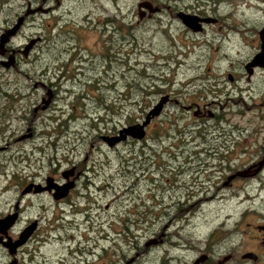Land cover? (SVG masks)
I'll list each match as a JSON object with an SVG mask.
<instances>
[{"label": "rangeland", "instance_id": "rangeland-1", "mask_svg": "<svg viewBox=\"0 0 264 264\" xmlns=\"http://www.w3.org/2000/svg\"><path fill=\"white\" fill-rule=\"evenodd\" d=\"M207 1L198 3L208 4ZM135 3L64 0L52 15L35 19L39 26H30L31 20L14 38L16 44H21L28 34H45L30 55L31 63L22 61V72L0 67V217L13 208L22 189L33 179L43 180L51 174L62 180L61 172L75 167L82 175L78 189L68 201H57L50 194L23 198L21 220L14 231L18 233L34 218H39L40 224L16 254L18 264H58L60 256L65 257L67 264H83L85 258L87 264H124L132 257L135 258L131 264H188L195 255L189 245L197 248L214 230L228 233L237 227L243 232L247 229L245 223L254 221L255 215L264 216V168L257 176L236 177L225 184L230 174L252 163L247 159L250 151L264 141V118L260 119L264 110H247L250 102L237 107L232 99H222L216 107L225 121L245 129L241 135L245 152H233L229 159L154 162L149 157V144L141 149L139 142L128 139L109 147L103 141L102 136L115 135L123 126L135 124L139 75L157 74L155 84H161L162 78L173 77L175 82L183 83L196 74L221 75L231 70L229 62L233 59L244 58L233 47L247 45L248 51L253 46L249 40L255 37L254 31L193 35L176 30L170 34L176 46L181 51L194 52L187 57V65L172 60L166 65L162 64L163 59L156 62V57L165 53L160 49L166 45L164 34L152 28L120 31L121 25L136 21ZM218 5L219 10L234 11L235 16L261 19L256 20V25L264 20V0H221ZM108 18L110 23L106 22ZM4 20L0 16V27ZM223 35L230 40L221 47ZM191 40L200 46H192ZM204 40L207 47L213 46L201 48ZM105 53L109 59H102ZM88 57H92L90 64L84 62ZM63 72L66 76H61ZM25 75L34 80L44 77L49 86H55V96L45 110L34 112L43 105L46 89L33 87V81ZM95 78L99 79L98 89L89 86ZM240 84L247 87L245 75ZM161 87L166 89L167 85ZM230 98L236 99L237 94ZM258 99L262 98L258 96L256 102ZM102 105H110L112 110ZM239 108L245 111L238 113ZM181 115L187 120L193 118L191 113L182 111ZM176 166L187 168L188 182L192 176H199L196 189L190 184L189 189L196 194L188 204L201 200L179 212L184 218L197 212L187 225L175 219L170 222L176 209L170 214L162 203L165 194L150 180L155 175L152 170L159 173ZM84 181L92 183L89 190L82 185ZM90 208L91 220L84 217ZM163 228L164 241L146 247L145 242ZM76 247L81 252L72 253ZM7 252L0 247V264L12 259L13 255Z\"/></svg>", "mask_w": 264, "mask_h": 264}, {"label": "flooded vegetation", "instance_id": "flooded-vegetation-1", "mask_svg": "<svg viewBox=\"0 0 264 264\" xmlns=\"http://www.w3.org/2000/svg\"><path fill=\"white\" fill-rule=\"evenodd\" d=\"M63 2L64 0H0V16L6 19L4 20V25L0 27V34L13 27L15 23L21 19L18 30L9 38L4 48L0 51V67L3 70L22 72L19 68L20 63L22 61L31 63L30 55L33 50H35L37 44L41 42L43 38L45 39V34L35 37L28 34L25 37L27 38L25 40L26 42L21 44H16L14 38L19 35L24 26L30 24L31 20L33 23L30 26L37 24L39 26V22L37 23L35 19L43 18L47 14L52 15L54 10L62 7ZM135 2L134 16L136 17V21L134 24L130 21L129 25H121L120 31L126 30V28L130 30H132V28L135 30L136 28H152L154 32L164 34L166 45L163 44L160 49L165 53L160 57H156V62L157 60H164L162 64L168 65V62L172 60L175 61V64L187 65L185 62L187 61V57H189L191 53H194L193 51H181L180 48L176 46L170 35L175 33L176 30L182 33H191L193 35H207L208 31L222 32L223 30H226L227 33L233 32L235 34H242L244 32L251 33L254 31L255 37L249 40V43L253 46H249L248 51H246L245 47L247 45L233 47L234 51L238 52V56L244 58L241 61L233 59L235 60L234 62H229L231 70L221 75L196 74L192 78L184 79L183 83L175 82L173 77L162 78L161 84H155L158 78L157 74L145 73L139 75V85L136 86L138 89L137 95L139 97L135 101L137 109L135 123L141 124L145 120L147 113L161 98H165V101L159 114L151 117L150 121L144 127L145 135L142 138L133 139L128 137L123 141L128 139L135 140L139 142L141 149L145 144H149L151 151L149 157L154 162L160 160L187 161L190 159L199 162L202 160H220L233 157V152H245L246 146L241 142V135L245 129L241 125H234L233 123L225 121L216 107L220 106L222 99H224V102L232 99L231 101L234 106L239 107L241 106L240 103L248 104V102H250L251 105H248L247 110H264V61L256 63L255 65L249 64L261 50L259 33L264 28V20L258 22L256 25V20L261 19H257L255 16H242L243 14L235 16L234 11L225 12L219 10L218 4L221 0H208V4L204 2L202 4L198 3V0H135ZM131 13L133 12L131 11ZM239 20L241 23H239ZM106 22L110 23V19L108 18ZM106 22H104V24ZM98 25L99 23H97V26ZM92 27L93 31L91 30L90 33L94 34L96 25ZM224 38L225 35L220 39L221 47L224 46L225 41L228 42V40H230L229 36H227L226 40ZM32 41L31 47L24 54L23 51L25 50V46ZM242 42L246 43L243 40ZM190 43L192 46H200V44L194 42V40H191ZM202 45L201 48L213 46L210 45L207 47L206 40L202 42ZM182 46L184 45L182 44ZM217 47H219V45H217ZM240 48L243 49V52H240ZM216 50H218V48H216ZM199 54L202 55L204 53L200 52ZM10 55H13L14 64L6 67L3 62L9 61ZM225 56L227 57L228 55L225 54ZM101 57L102 59H109L110 56L108 53H105L102 54ZM91 59L92 57H88L84 59V62L90 64L92 61ZM237 66L241 68V71ZM234 67L237 68L234 69ZM88 68L92 69V66L86 67V69ZM104 74L105 72L103 75ZM244 75L248 83L247 87H243L240 84ZM25 76L28 80L33 81V87H41L45 88L46 91L48 89L53 91L51 101L48 104L49 106L55 96V89L53 88L55 86H53L52 83H50L49 86L45 82L44 77H42V80H34L32 76ZM61 76L66 75L63 72ZM162 84L167 85V88L162 89ZM89 86L92 89H98L99 79L95 78L94 83ZM243 92L245 93L243 94ZM235 93L237 94V98H230V96ZM258 96L263 100L258 99L259 102H256ZM255 97L256 100L253 99ZM181 98H184V100L180 101ZM182 111L186 114L191 113L193 118L187 120L181 115ZM243 111L245 110L241 108L237 110L238 113ZM37 112L38 110L35 113ZM263 118L264 116L261 115L260 119ZM252 133L253 132H251V134ZM256 133L257 132H255V134ZM256 146L257 148L251 150V154L247 157V159L252 161V163L248 165L251 171L255 169L254 165L264 157V141L259 145L257 143ZM200 168L201 166L199 165L198 171ZM263 168L264 165L258 173L249 177L257 176L261 173ZM66 170H72V172L67 174V177L63 175V172ZM186 171L187 168L176 166L172 168V170H159L160 176L157 171L152 170V173L155 175H152L150 180L156 185L157 189L162 191V194H165L162 203L170 210V214L173 209H176L171 214L170 222L175 219L187 225L190 224L191 217L197 216V212H193L191 216L187 218L180 216L179 212L189 210L201 199L188 204L196 194L194 190L189 189V187H191L190 184L196 189L197 184L195 183L198 182L199 176H192L189 179L190 183L186 180ZM48 177L52 178L51 183L54 185H63L67 182H71L73 185L69 188L68 192L62 196H59V194L55 195L54 193L56 192L53 188L51 190L42 189L38 192L31 190L25 194L20 193L21 196H18L13 208L5 213V215L17 213L16 221L7 230V235L12 239H16L25 226L36 221V228L26 241L28 242L39 228V218H34L32 221L27 222L18 233L14 231L17 222L21 220L20 216L23 212L21 202L24 197L50 194L53 199L57 201H68L72 193L78 189L82 175L81 171L76 170L75 167L63 170L60 177L62 180H58L53 175L49 174L43 180L33 179V181L29 183H36L45 187ZM83 183H85V185H82L88 187L89 190V185L91 186L92 183H90V181H84ZM96 216L94 217L96 218ZM255 216V219L258 218V220L254 219L252 222H246L245 225L247 229L243 230V232L239 231L237 227L231 229L228 233H220V231L214 230L199 246L197 245V248L194 245H189V249H193L195 255L188 264H264V216ZM84 217L87 219L90 218V220L93 218L91 208L90 212L86 214V216L84 215ZM153 223L154 219H152V224ZM165 233L166 229L164 230L163 228L160 234H156L154 238L145 242L144 245L146 247L151 244L158 246L164 241L162 236H164ZM3 238H5V236H3ZM196 242H199V239H197ZM0 247L7 251L1 242ZM20 247L21 246L17 248L16 253L11 256L12 259L7 264H18L16 254L21 249ZM74 251L81 252L77 247L71 250L72 253ZM63 258L61 256L58 258V264H67L66 260ZM134 258L135 257H132L128 264H131ZM127 261H125L124 264ZM83 262V264H87V259L85 258Z\"/></svg>", "mask_w": 264, "mask_h": 264}, {"label": "water", "instance_id": "water-1", "mask_svg": "<svg viewBox=\"0 0 264 264\" xmlns=\"http://www.w3.org/2000/svg\"><path fill=\"white\" fill-rule=\"evenodd\" d=\"M20 20L21 19H19L18 22L15 23L13 27L5 30L2 34H0V51L2 48H4L9 38L13 36L15 32L18 30L20 23H21ZM259 35L261 39V50L249 64L255 65L256 63L264 61V28L260 31ZM32 43L33 41L30 44H27L25 46V50L23 51L24 54L29 50ZM3 63L6 65V67H9L10 65L14 64L13 55H10L9 61L3 62ZM51 98H52V91L51 89H48L46 91V97L42 99L43 105H39L38 107H36L34 109V112H36L38 109H41V110L45 109L48 106L49 102L51 101ZM164 101H165V98H161L159 102L147 113L145 120L141 124L135 123V124H131L128 126H124L123 128L119 129L117 134L115 135L102 136L103 141L109 147H113L114 145H116L120 141L125 140L128 137L133 138V139L142 138L145 135L144 127L150 121L151 117H154L159 114ZM263 165H264V157L254 165L255 169L253 171L249 170L250 167H246L242 170H237L233 174H230L227 177L225 184L230 182L235 177H249L251 175H254L258 173L259 170L262 169ZM69 172H72V170L64 171L63 175L67 177V174ZM51 181H52V178L48 177L46 179L45 187H42L40 184L29 183L22 189L21 194H25L27 192H30L31 190H33L34 192H38V191H41L42 189L51 190L53 188L56 192L54 193L55 195L59 194V196H62V195H65L68 192L69 188H71L73 185L71 182H67L63 185H57V184L54 185L51 183ZM16 219H17V213H12V214H8L3 217H0V242L7 249L8 253L11 255L15 254L17 248L19 246H22L30 238L31 234L36 228V221H33L32 223H30L29 225L25 226L22 229V231L19 233L16 239H12L10 236L7 235V230L14 224ZM3 236H5V238H3ZM199 260H202V259H199ZM129 262L130 260L127 261L125 264H128Z\"/></svg>", "mask_w": 264, "mask_h": 264}, {"label": "trees", "instance_id": "trees-1", "mask_svg": "<svg viewBox=\"0 0 264 264\" xmlns=\"http://www.w3.org/2000/svg\"><path fill=\"white\" fill-rule=\"evenodd\" d=\"M18 92V91H17ZM5 96L7 97H11V95H7V94H4ZM104 109H107V110H112V107L110 105H102Z\"/></svg>", "mask_w": 264, "mask_h": 264}, {"label": "bare ground", "instance_id": "bare-ground-1", "mask_svg": "<svg viewBox=\"0 0 264 264\" xmlns=\"http://www.w3.org/2000/svg\"><path fill=\"white\" fill-rule=\"evenodd\" d=\"M75 63V62H74ZM53 92V91H52ZM215 198V197H214Z\"/></svg>", "mask_w": 264, "mask_h": 264}]
</instances>
